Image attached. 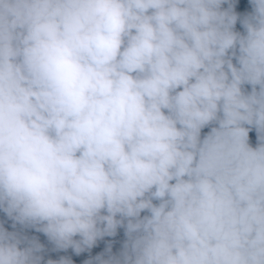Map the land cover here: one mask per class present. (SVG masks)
I'll return each mask as SVG.
<instances>
[{
	"label": "clouds",
	"instance_id": "9594fccd",
	"mask_svg": "<svg viewBox=\"0 0 264 264\" xmlns=\"http://www.w3.org/2000/svg\"><path fill=\"white\" fill-rule=\"evenodd\" d=\"M0 264H264V0H0Z\"/></svg>",
	"mask_w": 264,
	"mask_h": 264
},
{
	"label": "trees",
	"instance_id": "16d2710c",
	"mask_svg": "<svg viewBox=\"0 0 264 264\" xmlns=\"http://www.w3.org/2000/svg\"><path fill=\"white\" fill-rule=\"evenodd\" d=\"M95 251V250H94Z\"/></svg>",
	"mask_w": 264,
	"mask_h": 264
}]
</instances>
